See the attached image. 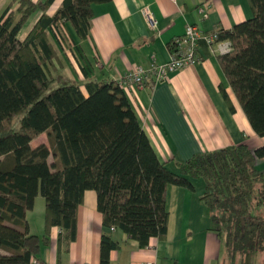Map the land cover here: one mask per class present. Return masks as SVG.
<instances>
[{"label":"trees","instance_id":"1","mask_svg":"<svg viewBox=\"0 0 264 264\" xmlns=\"http://www.w3.org/2000/svg\"><path fill=\"white\" fill-rule=\"evenodd\" d=\"M51 1L11 0L0 15V248L5 251H0V264H26L38 257L54 225L74 239L85 189L95 190L103 225L121 229L140 247L151 237L162 240L169 218L167 185L194 190L197 178L204 183L199 197L212 229L229 249L264 255V177L256 167L264 145L251 148L242 141L198 151L174 160L172 169L156 155L117 82L86 78V92L77 83L50 88L55 79L50 66L58 57L50 29L62 43L73 38L72 29L84 38L93 4L110 0H63L49 15ZM248 1L250 18L217 29L218 38L232 43L217 60L253 130L262 136L264 0ZM37 10L42 13L20 39L18 31ZM168 47L174 56L185 49L171 40ZM42 132L49 144L31 145ZM38 193L44 198L41 235L27 232L25 217ZM117 245L102 233L101 264H108L109 251Z\"/></svg>","mask_w":264,"mask_h":264},{"label":"crops","instance_id":"2","mask_svg":"<svg viewBox=\"0 0 264 264\" xmlns=\"http://www.w3.org/2000/svg\"><path fill=\"white\" fill-rule=\"evenodd\" d=\"M10 1H0V15ZM62 2L52 0L46 13L53 15ZM198 6L204 11H198ZM144 8L156 19L157 28L148 23ZM41 13L37 10L28 17L17 33L20 39ZM252 13L248 0H110L96 3L84 38L74 35L72 29L73 38L62 43L50 29L49 35L58 54L50 68L53 74L61 75L63 82L77 83L86 92V78L116 82L136 64L146 66L152 59L168 61L174 56L168 42L181 35L187 23L194 22L206 32L213 28L230 29L235 23L250 18ZM65 25L70 27L68 22ZM197 52L201 60L170 73L162 81L155 83L149 79L144 87L121 88L156 155L172 169H176L174 160H184L198 151L242 141L251 148L264 145V135L253 130L218 63L215 45L200 38ZM83 66L86 74L81 69ZM256 167L264 177V156L256 160ZM194 184V190L167 185L166 237L162 240L151 237L145 247H140L137 240L121 229L103 225L96 192L85 189L77 207L75 238L67 239L65 231L61 232L57 225L52 226L48 242L41 247L38 258L45 264H101V235L106 232L118 243L109 251L108 264H145L147 260L155 264H264V255L259 251L239 253L229 249L212 229L208 208L199 197L204 186L201 188L195 180ZM38 197L25 217L27 232L41 235L44 232V200L35 208ZM14 226L23 229L20 225ZM0 251L5 252L2 248Z\"/></svg>","mask_w":264,"mask_h":264},{"label":"built area","instance_id":"3","mask_svg":"<svg viewBox=\"0 0 264 264\" xmlns=\"http://www.w3.org/2000/svg\"><path fill=\"white\" fill-rule=\"evenodd\" d=\"M198 11L204 9L198 6ZM143 14L151 27L157 28V21L148 8H144ZM218 28H213L206 32L194 22L187 23L184 32L171 39V43L185 47L180 55L171 57L168 61L158 62L152 59L148 65L136 64L126 70L116 82L122 87L136 86L144 87L147 81L151 79L157 83L166 79L170 73L194 62L201 60L197 52V44L200 38H204L207 43L214 44L217 53H226L232 49V43L228 38H218ZM26 264H45L38 257L33 256ZM145 264H155L152 260H147Z\"/></svg>","mask_w":264,"mask_h":264},{"label":"rangeland","instance_id":"4","mask_svg":"<svg viewBox=\"0 0 264 264\" xmlns=\"http://www.w3.org/2000/svg\"><path fill=\"white\" fill-rule=\"evenodd\" d=\"M54 76H55V79L52 81L50 88H53V87H56V86H59V85H62L63 83H65V82H63L61 80V75L58 72H55L54 73ZM42 141H44L47 144H49V141H48V138H47V135H46L45 132H42V134L40 136L35 137L33 139V141H32V144L33 145L34 144H38V143H40ZM48 160L49 161H52V157L49 156ZM195 181L198 183V185L201 186V188H202V186H204L203 180L201 178H197V179H195ZM36 196H39V197L37 199V205H36L35 208H37L39 201H40V204H42V202L44 200L43 196L40 193H38ZM259 252H261V251H259ZM261 254L263 255V252H261Z\"/></svg>","mask_w":264,"mask_h":264}]
</instances>
